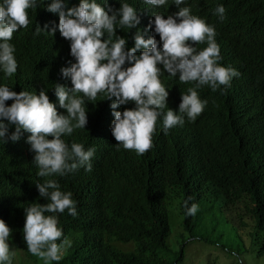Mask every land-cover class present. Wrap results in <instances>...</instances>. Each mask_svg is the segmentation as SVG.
Instances as JSON below:
<instances>
[{
    "label": "clouds",
    "instance_id": "1",
    "mask_svg": "<svg viewBox=\"0 0 264 264\" xmlns=\"http://www.w3.org/2000/svg\"><path fill=\"white\" fill-rule=\"evenodd\" d=\"M65 1L0 0V141L22 147L31 166L29 175L18 177L23 237L20 245L9 244L12 229L0 219V264H27L30 254L59 264L72 246L59 221L79 212L72 193L60 190L62 182L90 173L96 158L134 175L157 152L175 153L169 136L204 118L208 94L240 76L221 66L217 42L246 19L221 34L227 8L216 0ZM19 37H28L40 54L58 50L46 92L10 89L24 69ZM103 103L107 124L98 126ZM195 203L184 201L187 216L198 212ZM228 207L253 219L239 206ZM114 239L120 250H132L134 241Z\"/></svg>",
    "mask_w": 264,
    "mask_h": 264
},
{
    "label": "trees",
    "instance_id": "2",
    "mask_svg": "<svg viewBox=\"0 0 264 264\" xmlns=\"http://www.w3.org/2000/svg\"><path fill=\"white\" fill-rule=\"evenodd\" d=\"M216 4L227 8V17L219 24L221 34L240 17L246 19L236 34L221 36L217 42L221 66L235 69L240 76L233 77L226 90L221 87L208 94L204 118L169 136L175 153L157 152L134 175L121 174L96 158L90 173L62 182L60 190L72 193L79 212L59 221L64 237L72 241L59 264H171L163 256L171 251L165 202L171 192L183 199L184 231L193 239H201L198 227L205 215L203 207L220 199L227 206L247 210L264 233V0H216ZM198 13L213 20L209 10ZM17 46L24 69L10 89L46 92L58 64V50L40 54L28 37H19ZM100 114L98 126L106 125V103ZM14 131L10 126L9 136ZM83 143L92 145L91 140ZM30 173L22 147L11 145L10 139L0 141V219L12 229L9 244L20 245L23 237L26 213L19 205L25 195L18 177ZM188 198L199 206L195 216L186 215L183 203ZM34 201L35 197L30 202ZM114 238L134 241L132 250H120ZM183 257L182 250L179 260ZM27 264L43 263L30 254Z\"/></svg>",
    "mask_w": 264,
    "mask_h": 264
},
{
    "label": "rangeland",
    "instance_id": "3",
    "mask_svg": "<svg viewBox=\"0 0 264 264\" xmlns=\"http://www.w3.org/2000/svg\"><path fill=\"white\" fill-rule=\"evenodd\" d=\"M179 202L176 192H171L167 204L171 251L167 257L163 254L171 264H264V254L259 256L264 249V233L257 229L254 219L220 199L203 207L205 215L200 219V234L197 233L201 239H193L184 231ZM182 250L184 257L179 260Z\"/></svg>",
    "mask_w": 264,
    "mask_h": 264
}]
</instances>
